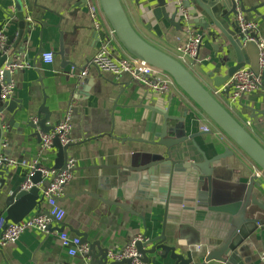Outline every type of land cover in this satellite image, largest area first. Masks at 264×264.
<instances>
[{
    "label": "crops",
    "instance_id": "1",
    "mask_svg": "<svg viewBox=\"0 0 264 264\" xmlns=\"http://www.w3.org/2000/svg\"><path fill=\"white\" fill-rule=\"evenodd\" d=\"M122 2L141 36L178 58V44L186 42L189 37L185 26L178 29L164 19L157 20L153 13L157 0ZM263 2L264 0H243V5L249 10ZM91 6L97 10L96 16L92 15ZM17 8L24 12L26 22V42L17 45L25 46V53L18 57V62L27 61L30 67L13 73L15 92L11 99L23 100L24 103L32 101L37 108L42 104L45 93L47 104L55 110L52 123L56 125L66 115H71L72 142L68 149V158L75 159L76 167L72 180L66 184L60 198V204L66 212L62 222L65 231L71 235H76L74 230L85 232L90 242L99 241L102 247L109 250L122 249L135 236L144 234L145 231L149 238L160 235L163 208L150 201L141 202L119 197L115 189L119 185L117 182L120 172V177L122 176L123 167L129 166L133 161L136 165L146 164L155 150H163L147 142L134 140L143 134L147 123L144 107L140 104L147 100V91H150L148 86L141 81L132 80L133 75L130 72L115 75L99 71L94 66L84 76L89 82L78 87L76 84L81 78L80 70L88 65L105 40L110 41L113 51L132 57L112 33L100 0H0V24L6 21L4 32L8 36L16 34L19 26L5 12L15 19ZM175 8V5L170 4L167 12L172 14ZM259 10L264 14V6ZM245 13L249 19L258 20L259 34L264 35V21L254 12ZM182 16L183 14H179L177 19ZM194 18L190 16L187 25L203 35L202 43L198 55L183 63L215 93L223 86L215 87V79L223 76L236 58L232 50L229 61L218 52L220 43L213 40L208 31L193 23ZM102 30L106 32L104 40L98 34ZM61 39L65 60L74 66L64 63L57 53L61 47ZM247 41L248 46L245 49L253 64L244 67L258 74L259 48L255 41ZM41 50L44 53L53 52L52 63L44 62V53ZM224 60L227 64L218 72L219 64ZM170 80L169 90L160 95L166 102H171L170 114L174 116H183L187 108L186 134H196L194 138L175 148L176 151H182L179 158L203 162L204 158L199 149L211 159L223 154L228 148L232 154L217 164H211L214 203L230 205L237 201L244 194L251 177L257 174L260 186H255L253 193L264 204V173L261 169L171 77ZM141 90H145L146 94ZM216 96L264 146V116L253 111L264 110V89L259 88L245 94L236 103L229 100L227 91L218 92ZM1 113L2 150L8 152V158H15L21 164L10 166L9 174L3 179L0 178V210L4 208L7 194L24 181L26 168L22 162L30 164L38 161L44 167L53 168L58 152L54 148L42 150L40 138L33 129L26 128L20 118L12 121V115L7 110ZM204 127H208V130ZM47 181L38 184L41 194ZM5 187L7 190L3 192ZM103 200L125 204L139 215ZM46 210L49 211V206L44 199L41 212ZM254 210H258V218L262 220V224L250 222L243 227L242 236L237 240V250L245 264H264V211L257 207ZM141 216L145 218L146 226ZM52 224L58 226L56 223ZM166 235L170 245H181L178 252L186 255L187 251L192 250L195 262L203 260V257L198 256L197 249L202 235L194 225L167 224ZM204 248L203 246L202 249ZM82 256L72 255L62 245L59 233L32 228L27 229L17 241L0 245V264H88L81 259ZM149 258H157L156 263L151 264H175L170 257L161 259L157 253L149 255ZM208 264L225 263L211 261Z\"/></svg>",
    "mask_w": 264,
    "mask_h": 264
},
{
    "label": "water",
    "instance_id": "2",
    "mask_svg": "<svg viewBox=\"0 0 264 264\" xmlns=\"http://www.w3.org/2000/svg\"><path fill=\"white\" fill-rule=\"evenodd\" d=\"M100 4L116 38L128 54L170 76L264 173V146L217 99L216 94L209 90L181 60L143 38L133 26L122 0H100ZM170 4L176 7L172 14L167 12V7ZM263 6L264 2L249 10L243 7V10L256 13L264 21V14L259 10ZM5 13L8 18L18 23L19 30L16 34L7 35V42L3 50L0 51V68L4 65L10 66L17 63L18 57L25 53V46L17 47L20 42H26V38L24 39L25 14L19 8H17V18L15 19L7 12ZM153 13L157 20L164 19L178 29H183V16L179 19L177 17L179 14L187 13L195 17L193 23L195 22L198 27L208 31V35L220 43L218 52L226 56L228 61L231 55L230 51H233L236 58L235 63L227 67L223 76L215 79V87L224 85L235 72L245 65L253 64L245 49L248 46V41L245 34L241 32L234 16L237 13L234 0H157ZM5 23L6 21L0 24V32H4ZM98 34L103 40L105 39V31L102 30ZM57 53L62 57L64 63H70L74 66L65 60L62 39L60 50ZM226 64V60L221 62L218 72ZM13 73L6 70L4 81L11 82ZM258 74L263 80L261 89H264V70L258 69ZM132 80L139 81L134 78ZM88 82L87 77H81L76 84L78 87ZM141 91L146 94L145 90ZM153 99L154 101H152ZM0 101L2 103L0 112L7 110L12 115V121L20 118L22 124L26 128L33 129L39 138L40 133H49L55 128V124L51 121L55 110L47 104L45 93L42 104L37 108L32 101L24 103L23 100L9 99L3 103L1 98ZM140 105L144 107V117L147 123L143 134L134 140L147 142L154 147L163 148V150H155L151 160L146 164L136 165V162L133 161L129 166L123 167L121 177V172L119 173V181L117 182L119 185L115 189L119 197L137 199L141 202L150 201L160 205L164 210L161 234L149 238L147 231H145L143 239L136 242L141 261L144 264L156 263L157 258L150 259L149 255L157 253L161 259L170 257L175 261V264H208L211 261H220L225 264H245L238 254L237 240L239 241L243 227L248 223L258 222L262 224V220L258 218V210H254V207H257L264 211V204L253 193L254 187L260 186L258 183L259 176L255 174L251 177L244 194L234 203L230 205L215 204L212 196L213 169L211 164H217L232 152L227 148L223 154L209 159L199 149L204 158L203 162H191L179 158L182 151H176L175 148L196 135L186 134L185 116L187 108L183 116H174L170 114L171 102H166L160 93L151 90L147 91L146 102ZM253 111L264 116V110L253 109ZM1 138L0 128V178L3 179L6 174H9L10 166L7 160L8 152L2 150ZM70 146L71 144L62 145L59 138L55 137L53 148L58 152L53 169L67 170ZM39 167L40 165L37 166V168ZM30 180L34 184L30 190H24L21 185H18L7 194L4 208L0 210V219L5 222L4 228L9 222H20L31 213L41 212V203L45 197L41 194L38 184L43 182L42 173L36 171ZM6 190V187L3 188V192ZM133 192H135L134 195ZM103 201L108 204L114 203L121 208L130 210L134 215H139L132 208L120 202ZM43 213L53 219L48 210L43 211ZM141 218L146 226L145 218L142 216ZM180 223L194 225L200 230L202 237L197 249L198 256L203 257L201 262L194 261L192 250L187 251L184 255L178 252L180 244L170 245L168 243L167 224ZM64 230L63 224L60 226L50 224L48 227V232L53 233H61ZM74 233L80 237L82 244L89 245L88 253L81 257L88 264H132L133 258L111 259L109 249L102 247L99 241L90 242L87 233L79 230H74ZM203 246L204 249H202Z\"/></svg>",
    "mask_w": 264,
    "mask_h": 264
},
{
    "label": "built area",
    "instance_id": "3",
    "mask_svg": "<svg viewBox=\"0 0 264 264\" xmlns=\"http://www.w3.org/2000/svg\"><path fill=\"white\" fill-rule=\"evenodd\" d=\"M88 1V0H87ZM181 1V0H180ZM237 6V13L235 19L238 26L246 36L247 40L255 41L259 48L260 70H264V35L259 34V22L258 20L249 19L243 10V0H234ZM92 15H97V10L91 6ZM183 25L189 32V37L186 42L179 43L176 51L178 59L182 62H186L189 58L194 59L198 55L200 44L202 43L203 35L195 32L192 26L187 25L190 20L189 14H183ZM112 33L114 34L113 30ZM115 35V34H114ZM8 36L5 32H0V51L3 50ZM43 60L46 63H52L54 60L53 52H45L43 54ZM91 66L96 67L99 71L109 72L115 75H120L124 72H130L134 79L141 81L148 86L152 92L163 93L169 90L171 85L170 77L156 69L155 67L147 64L144 61L138 60L134 57H126L118 54L112 50L109 40H105L104 43L99 46V49L88 65L81 69L79 76L84 77L89 74ZM30 67V63L27 61L17 62L13 65H4L0 68V98L3 103L12 98L15 92V83L13 81H4V73L6 70H10L12 73L21 69ZM263 80L260 74H256L248 67H242L215 93L221 91H227L229 93V100L236 103L245 94L253 92L259 88H262ZM2 119V113L0 112V121ZM3 127L0 123V128ZM71 115L68 114L63 118L55 128L49 133H40V146L42 150L53 149V143L55 137H58L62 145L70 144L71 138ZM208 130V127H204ZM9 166H17L21 162L15 158H7ZM68 168L65 171H58L53 168H47L35 161L30 164H26L24 161L22 165L26 168V175L21 185L22 189L30 190L34 184L30 178L36 171H40L43 176V181L48 180L43 189V195L49 206V213L53 217L45 215L43 212L31 213L29 216L21 220L20 222H9L4 228V220L0 219V245H5L9 242L17 241L21 235L29 228L37 229L39 231L48 232V227L52 223H56L60 226L65 218V209L60 204V198L64 193L66 184L72 180L74 176V170L76 167V161L73 158H68ZM40 165L39 168L37 166ZM61 243L64 247L69 249L72 255H85L89 251L88 244H82L81 239L77 235H71L67 231L59 233ZM143 239V234L135 236L125 247L119 250H109V257L111 259L121 260L124 258H133L132 264H144L136 248V242Z\"/></svg>",
    "mask_w": 264,
    "mask_h": 264
},
{
    "label": "rangeland",
    "instance_id": "4",
    "mask_svg": "<svg viewBox=\"0 0 264 264\" xmlns=\"http://www.w3.org/2000/svg\"><path fill=\"white\" fill-rule=\"evenodd\" d=\"M173 80V79H172Z\"/></svg>",
    "mask_w": 264,
    "mask_h": 264
}]
</instances>
